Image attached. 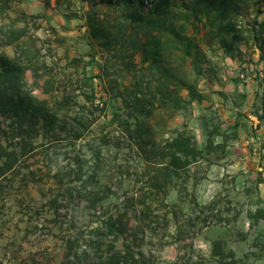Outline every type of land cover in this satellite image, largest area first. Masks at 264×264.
I'll return each mask as SVG.
<instances>
[{
  "label": "trees",
  "instance_id": "16d2710c",
  "mask_svg": "<svg viewBox=\"0 0 264 264\" xmlns=\"http://www.w3.org/2000/svg\"><path fill=\"white\" fill-rule=\"evenodd\" d=\"M13 1L0 0V25L7 23L0 27V46L12 48L15 54L11 57L0 52V201L4 188L15 181L27 186L34 180L36 169L25 166L28 154L41 146L42 158L47 160L50 146L59 142L66 130L63 118L70 114L65 107L68 97L74 100L83 117H77L70 125L72 135L66 146L71 149H66L65 155L70 154L68 166L81 175L85 170L100 168L102 155L115 143L125 145V151L138 158L139 166L153 174L151 182L155 175L176 178L202 160H211L209 154L217 146L224 147L229 137L215 145L214 139L224 135L221 123L213 122L217 112L209 105L208 113L202 111L197 116L194 105L200 112L202 104L209 102L213 94L222 98L225 93L206 92L200 83L224 86V62L241 56L239 44L248 39H254L256 44L263 40L259 50L264 58V32L256 28L262 14L258 7L260 0H158L152 7H147L145 0H40L64 20H78L82 37L90 48L89 66L98 71L88 78L86 90L74 91L59 86V81L62 82L54 69L41 60L33 41H28L25 27L28 15L22 14L25 19L21 22L12 19ZM247 21L253 22V29L245 28ZM18 23L24 27H17ZM196 31L204 35L199 36ZM28 72L34 78L33 84L47 98L34 95ZM127 78L131 82L127 83ZM93 80L98 81L101 93ZM238 81L233 78L229 83L237 85ZM260 86L259 107L253 109V114L264 122V79ZM233 94L238 96L232 105L241 108L246 95L237 90ZM80 96L84 103L77 102ZM238 101L242 103L239 105ZM91 107L103 121L94 118L95 113L88 111ZM209 112L212 117L208 121ZM241 112L229 126L235 139ZM156 114L190 117L199 130L208 134L205 144L188 131L187 121L182 128H168L166 132L171 136L159 143L153 122ZM243 126L247 127L245 123ZM110 165L105 160V166ZM52 182L57 184L55 177ZM160 188L164 185L160 184ZM99 194L94 201L87 197L88 209L107 211L85 234L64 238V264H141V253L135 248L138 236L132 215H145L152 211L153 204L143 201L132 207L129 199L135 201L136 195L119 201L114 194ZM48 202L53 208L57 199L53 196Z\"/></svg>",
  "mask_w": 264,
  "mask_h": 264
},
{
  "label": "rangeland",
  "instance_id": "374dc122",
  "mask_svg": "<svg viewBox=\"0 0 264 264\" xmlns=\"http://www.w3.org/2000/svg\"><path fill=\"white\" fill-rule=\"evenodd\" d=\"M11 7L12 19L21 22L25 19L21 15H28L25 21L28 41H33L40 51L41 60L54 69L62 82L59 81V86H68L74 91L86 90L85 83L98 70L89 66L87 55L90 48L82 37L79 21L64 20L61 14L53 8L47 9L40 0H14ZM258 7L262 9V14L258 17L256 28L264 32L262 0ZM76 8L75 2L74 11ZM31 17L37 18L32 20ZM5 25L7 23L3 22L0 27ZM17 27L24 26L18 23ZM246 27L253 29V22L247 21ZM195 33L204 35V32ZM262 41L259 39L256 44L251 38L239 44L241 56L230 59L237 62L231 65L224 62L222 66L226 83L237 76L244 81L242 86L260 84L264 79V58H261L259 50ZM98 49L96 46V54ZM0 52L11 57L15 55L12 48L0 46ZM27 79L36 97L47 98L33 84L30 72ZM126 82L131 81L127 78ZM93 83L97 92L101 93L98 81L93 80ZM204 85L200 83V86ZM229 86L232 89L228 91L234 93V85L230 83ZM77 102L81 104L85 100L80 96ZM95 103L98 105V100ZM65 107L70 113L63 118L66 130L59 142L50 146L47 160L42 158L44 149L41 146L27 156L25 166L33 167L37 172L34 180L27 186L15 181L4 188L0 201V264H64V238L85 234L92 223L107 211L100 208L89 211L87 206V197L94 201L101 192L114 194L119 201L136 195L135 201L129 199L132 207L143 201L153 204L152 211L145 215H132L138 236L135 248L141 253V264H264V188L257 185L263 184L257 168H264V154H260L253 139L256 131L250 118L253 109L248 108L247 102L242 103L240 109L242 116L239 117L241 123L236 139L232 138L233 132L229 129L236 119L226 116L227 109L212 108L217 112L214 124L221 123V130L224 131V135L216 137L214 143L219 145L225 136L229 137L224 147L217 146L209 154L211 160H202L181 171L179 177L169 179L160 174L155 175L153 182L149 180L153 174L149 175L139 166L138 158L126 152L125 145L117 143L109 152H104L100 168H91V172L85 170L82 175L75 168H70L67 162L71 156H66L65 151L71 147L66 146V141L72 135L70 129L76 118L83 116L70 97ZM201 107L197 112L198 106L194 105V112L199 115L202 111L208 113V102ZM88 111L95 113L94 118L98 122L103 121L95 108L91 107ZM77 113L79 115L76 116ZM209 115L210 112L207 119L212 117ZM186 121L188 131L194 132L196 139L204 145L208 134L203 129L199 130L190 117L185 119L181 114L169 118L165 114L153 117L158 142L171 136L166 132L168 128H182ZM244 123L247 127L243 126ZM244 146L252 153L250 161L238 154ZM105 160L113 166H105ZM249 163H254L256 167L252 168ZM54 177L57 184L52 182ZM105 183L108 186L104 188ZM160 184L164 188H160ZM53 196L57 203L51 208L48 201Z\"/></svg>",
  "mask_w": 264,
  "mask_h": 264
},
{
  "label": "crops",
  "instance_id": "0c3cea01",
  "mask_svg": "<svg viewBox=\"0 0 264 264\" xmlns=\"http://www.w3.org/2000/svg\"><path fill=\"white\" fill-rule=\"evenodd\" d=\"M227 64H234L237 61H232L230 59L226 60ZM222 78H224V81H222L223 85H220L218 83H214L212 84H205L204 89L206 92L209 91H214L216 93L218 92H223L225 93L224 97H218L217 95L213 94L212 99L208 102V105L213 106V108H218L221 107L223 109H227L228 112L226 114L227 117L229 118H234L237 119V115L240 111L241 108H239L238 106L234 107L232 105V102L235 101V98L237 95H234L233 93H231V91L229 92L228 90H231L232 88H230V83H225L226 77L224 75H222ZM234 79L239 80L237 83V85H234V89L233 92L237 93H242L245 94L247 99H245L243 101V104H246V102L249 104L250 109H256V107H259V97L262 94V87L259 85H254L252 83H249L248 85H244L242 86V82L240 79H238L237 76L234 77ZM246 82V81H245ZM248 87V88H247ZM253 92V93H252ZM240 102V103H239ZM205 103V102H204ZM237 103H239V105L242 103V101H238ZM250 118L252 119V123L251 125H253V128L256 130L254 132L255 137H253L254 141L258 144L259 150H260V154H264V122H261L256 116L251 115ZM258 134V135H257ZM253 141V140H251ZM248 142H250V140H248L246 142V144L248 145ZM256 151V149H254ZM240 156L246 158L248 161H250V156L252 155V153H250L249 148L246 149V147L244 146V148L242 150H240V152L238 153ZM255 154V153H254ZM251 159H255V157H251ZM244 164V168H245ZM249 165L253 168L256 167L254 163H249ZM258 172H259V176H261V178H263V184H257L259 186V188H264V168H257ZM261 172V173H260ZM262 181V180H261Z\"/></svg>",
  "mask_w": 264,
  "mask_h": 264
},
{
  "label": "built area",
  "instance_id": "2783aa9c",
  "mask_svg": "<svg viewBox=\"0 0 264 264\" xmlns=\"http://www.w3.org/2000/svg\"><path fill=\"white\" fill-rule=\"evenodd\" d=\"M157 1H158V0H145V5H146L147 7H152ZM240 77H241L242 79L245 78V76H244L243 74H241Z\"/></svg>",
  "mask_w": 264,
  "mask_h": 264
}]
</instances>
